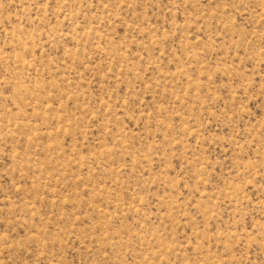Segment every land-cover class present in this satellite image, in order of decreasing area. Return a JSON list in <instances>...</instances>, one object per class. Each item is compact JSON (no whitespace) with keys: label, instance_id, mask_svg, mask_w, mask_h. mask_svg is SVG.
I'll use <instances>...</instances> for the list:
<instances>
[{"label":"rangeland","instance_id":"374dc122","mask_svg":"<svg viewBox=\"0 0 264 264\" xmlns=\"http://www.w3.org/2000/svg\"><path fill=\"white\" fill-rule=\"evenodd\" d=\"M0 264H264V0H0Z\"/></svg>","mask_w":264,"mask_h":264}]
</instances>
